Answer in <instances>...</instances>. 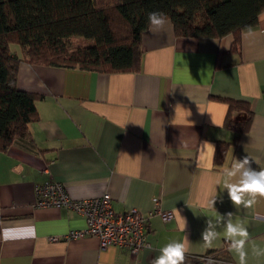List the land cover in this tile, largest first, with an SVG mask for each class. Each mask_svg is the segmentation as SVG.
I'll list each match as a JSON object with an SVG mask.
<instances>
[{
  "label": "crops",
  "instance_id": "obj_1",
  "mask_svg": "<svg viewBox=\"0 0 264 264\" xmlns=\"http://www.w3.org/2000/svg\"><path fill=\"white\" fill-rule=\"evenodd\" d=\"M141 51L139 68L127 71L19 62L17 85L39 96L37 119L0 151V264H152L160 248L185 237V264H238L227 241L202 240L215 195L216 211L246 219L264 247V197L237 209L223 175L246 156L253 169L264 167V10L236 36L178 35L169 19L159 32H142ZM231 102L250 110L247 130L228 126L247 116ZM47 180L74 200L108 192L115 211L135 208L147 217L151 247L133 255L100 246L97 236L64 238L85 218L37 206L34 186ZM246 248L248 264H264Z\"/></svg>",
  "mask_w": 264,
  "mask_h": 264
},
{
  "label": "trees",
  "instance_id": "obj_2",
  "mask_svg": "<svg viewBox=\"0 0 264 264\" xmlns=\"http://www.w3.org/2000/svg\"><path fill=\"white\" fill-rule=\"evenodd\" d=\"M264 0H0V151L37 119L33 92L17 85L20 61L99 71L137 70L148 13L163 11L182 36H235L257 22ZM12 44L21 48V55ZM243 121L229 120L237 131ZM222 146L215 159L223 157Z\"/></svg>",
  "mask_w": 264,
  "mask_h": 264
},
{
  "label": "clouds",
  "instance_id": "obj_3",
  "mask_svg": "<svg viewBox=\"0 0 264 264\" xmlns=\"http://www.w3.org/2000/svg\"><path fill=\"white\" fill-rule=\"evenodd\" d=\"M168 23L169 18L163 11L148 13L150 32H159ZM251 161L252 159L246 156L242 160H235L230 168L223 170V175L227 177L224 188L227 189L228 197L237 209L240 206L251 208L255 204L257 196L264 197V167L257 171L251 167ZM255 163L257 162L255 161ZM236 177L238 179L232 182V179ZM215 202L216 195L211 198L212 215L207 216L206 228L202 232V240L206 246L212 247L218 238H222L229 244L228 251L238 258V264H248L249 251L246 245H250L253 257L264 258V247L256 244L250 238L247 220L240 217L234 219V214L231 212L224 215L219 214L214 208ZM218 226H222L219 231L217 230ZM184 229L185 221L183 232ZM27 231L31 232L34 229L29 228ZM186 241L185 237L184 241L174 240L164 245L159 250L160 254L152 260V264H185Z\"/></svg>",
  "mask_w": 264,
  "mask_h": 264
},
{
  "label": "built area",
  "instance_id": "obj_4",
  "mask_svg": "<svg viewBox=\"0 0 264 264\" xmlns=\"http://www.w3.org/2000/svg\"><path fill=\"white\" fill-rule=\"evenodd\" d=\"M34 192L37 206L73 208L84 216L85 226L70 230L63 236L64 238L97 236L100 246L118 245L133 255L150 246L146 238L147 217L135 208L115 211L108 192L83 200H74L67 194L63 184L55 180L35 184ZM156 211L164 220L173 216L170 210Z\"/></svg>",
  "mask_w": 264,
  "mask_h": 264
},
{
  "label": "rangeland",
  "instance_id": "obj_5",
  "mask_svg": "<svg viewBox=\"0 0 264 264\" xmlns=\"http://www.w3.org/2000/svg\"><path fill=\"white\" fill-rule=\"evenodd\" d=\"M20 46L19 45H17V44H12V48H19Z\"/></svg>",
  "mask_w": 264,
  "mask_h": 264
}]
</instances>
